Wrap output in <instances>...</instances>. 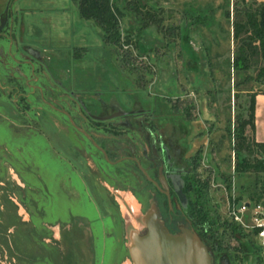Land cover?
<instances>
[{
	"label": "rangeland",
	"instance_id": "1",
	"mask_svg": "<svg viewBox=\"0 0 264 264\" xmlns=\"http://www.w3.org/2000/svg\"><path fill=\"white\" fill-rule=\"evenodd\" d=\"M70 3L56 14L47 9L60 0H30L39 11L24 18L15 0L0 7V264H132L154 198L132 162L111 165L96 146L110 161L140 160L143 127L206 185L211 264H264L232 214L237 201L250 205L246 224L264 211V173L235 172L253 153L232 145L264 78L231 66L233 8L264 0H110L118 44ZM49 35L54 51L39 44Z\"/></svg>",
	"mask_w": 264,
	"mask_h": 264
},
{
	"label": "trees",
	"instance_id": "2",
	"mask_svg": "<svg viewBox=\"0 0 264 264\" xmlns=\"http://www.w3.org/2000/svg\"><path fill=\"white\" fill-rule=\"evenodd\" d=\"M70 1L75 5L81 18L91 19L98 25L105 39L113 44L119 43L116 8L111 5L110 0ZM231 33L234 42L232 68L245 72L251 66H257V76L264 78V3H259L254 7L244 5L238 8L235 6L232 13ZM253 107L254 98L249 96L245 116L238 120L235 126L236 133L232 142L234 152L248 155L253 153L251 160L236 161L233 169L238 173H264V142H255L253 139L248 142L245 136V128H248L250 132L253 131ZM234 234L237 238L240 236L239 232Z\"/></svg>",
	"mask_w": 264,
	"mask_h": 264
},
{
	"label": "flooded vegetation",
	"instance_id": "3",
	"mask_svg": "<svg viewBox=\"0 0 264 264\" xmlns=\"http://www.w3.org/2000/svg\"><path fill=\"white\" fill-rule=\"evenodd\" d=\"M142 133L141 149L148 147L150 153L142 151L140 160L131 152H123V156L114 161H110L104 151L101 153L111 165L122 161L134 164L144 184L142 193L153 196L158 219L169 233L188 229L206 247V185L197 184L190 166H177L167 158L164 144L154 140L150 129L143 127Z\"/></svg>",
	"mask_w": 264,
	"mask_h": 264
},
{
	"label": "water",
	"instance_id": "4",
	"mask_svg": "<svg viewBox=\"0 0 264 264\" xmlns=\"http://www.w3.org/2000/svg\"><path fill=\"white\" fill-rule=\"evenodd\" d=\"M98 150L103 153L101 148ZM137 166L142 171L138 163ZM242 204L248 205L237 201L235 209ZM129 256L132 264H211L205 245L195 233L188 229L169 233L156 212L144 217V230L132 238Z\"/></svg>",
	"mask_w": 264,
	"mask_h": 264
},
{
	"label": "crops",
	"instance_id": "5",
	"mask_svg": "<svg viewBox=\"0 0 264 264\" xmlns=\"http://www.w3.org/2000/svg\"><path fill=\"white\" fill-rule=\"evenodd\" d=\"M9 0H0V7L6 5V3ZM28 1L30 0H15L17 12L19 16H29L31 14L35 15L36 11H39L35 8H29ZM42 3H46L47 5H52V1H59V0H37ZM63 5L61 7H55L53 9L48 8L47 11L56 13V14H62L64 10L68 6H70V0H60ZM24 14V15H23ZM22 33H18L19 39L22 41L21 37ZM45 36V35H44ZM44 38V37H43ZM60 38V37H59ZM51 36H47L46 39H41L42 42H39V44H42V50H56L59 48V40L57 35L54 37V41L52 42ZM40 40V38H39ZM38 41H32V43L36 44ZM22 43V42H21ZM31 44V43H30ZM27 50H30V48H26ZM254 98V107H253V131L250 132V136L255 142H264V92H258L253 95ZM59 134V133H58ZM61 134V133H60ZM50 141L51 135L49 136ZM53 143V142H52ZM57 144V145H56ZM53 143V146L56 150L59 152H64L65 155H67V152L69 151V146L66 142H56Z\"/></svg>",
	"mask_w": 264,
	"mask_h": 264
},
{
	"label": "built area",
	"instance_id": "6",
	"mask_svg": "<svg viewBox=\"0 0 264 264\" xmlns=\"http://www.w3.org/2000/svg\"><path fill=\"white\" fill-rule=\"evenodd\" d=\"M248 208V205L244 206L243 204L238 209H235V207H233V218L237 220V222L242 228L249 229V232L251 233L254 241L259 245V247L264 249V217L262 214L261 207L259 205H256L253 208L250 218L251 222L250 224H246L242 220L241 215L243 212H245V210H248ZM235 213H239V216H237Z\"/></svg>",
	"mask_w": 264,
	"mask_h": 264
}]
</instances>
